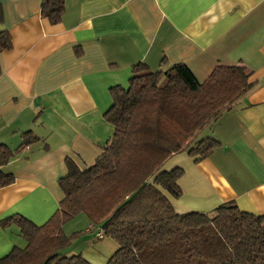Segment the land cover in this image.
<instances>
[{"label":"crops","instance_id":"obj_1","mask_svg":"<svg viewBox=\"0 0 264 264\" xmlns=\"http://www.w3.org/2000/svg\"><path fill=\"white\" fill-rule=\"evenodd\" d=\"M64 2L62 19L53 24L41 15L43 0H0V31L13 45L1 55L0 143L15 150L24 133L37 138L2 168L15 179L0 188V258L23 247L19 230L1 221L18 214L45 224L64 198L59 181L68 175L67 159L83 170L101 155L114 132L104 118L110 89L127 87L139 63L153 71L183 64L200 82L218 64L247 66L256 87L212 125L209 135L220 145L198 163L183 152L166 167L185 170L176 212L235 202L264 217V0ZM71 222L72 229L63 227L67 236L76 228L87 233L72 254L107 264L88 245L97 228L87 216Z\"/></svg>","mask_w":264,"mask_h":264},{"label":"trees","instance_id":"obj_2","mask_svg":"<svg viewBox=\"0 0 264 264\" xmlns=\"http://www.w3.org/2000/svg\"><path fill=\"white\" fill-rule=\"evenodd\" d=\"M64 11V0H43L41 15L50 23H59ZM12 46L10 34L0 31V77L1 55ZM250 77L242 63L218 64L203 82L183 64L166 71L134 65L128 86L110 89L113 103L104 118L113 136L86 169L67 159L68 175L59 181L64 198L54 215L40 226L18 214L1 221L5 229L16 227L26 245L0 264H92L82 254L62 253L83 235L63 231L80 214L118 244L107 264H264L263 216L235 202L176 212L185 170L166 167L183 152L195 163L210 157L220 143L210 133L197 138L256 87ZM22 137L15 150L0 143V188L15 179L2 168L37 141L31 132Z\"/></svg>","mask_w":264,"mask_h":264},{"label":"rangeland","instance_id":"obj_3","mask_svg":"<svg viewBox=\"0 0 264 264\" xmlns=\"http://www.w3.org/2000/svg\"><path fill=\"white\" fill-rule=\"evenodd\" d=\"M211 131H212V129H211ZM210 133V129L209 128H207L198 138H197V140L199 141V140H202L203 138H205V137H207L208 136V134ZM81 219V218H80ZM72 221V220H71ZM71 221H69L68 223H66L65 224V227L66 226H68L66 229L64 228V230L67 232V230H69V228L70 227H73L74 225H73V222H71ZM80 222H78V223H80V225H81V220H79ZM72 223V224H71ZM70 229H72V228H70ZM72 232H82V234L83 235H85V234H87L83 229H75V230H73ZM90 236H92L91 237V239L89 240V244L88 245H91L93 248H95V249H97V250H100V251H102L105 255H106V258L107 259H109L114 253H115V251L117 250V248H118V244L113 240V239H111V238H109V237H104V239H98L97 237H96V231H93L91 234H89ZM82 236V235H81ZM93 239H95V240H93ZM82 244V243H81ZM80 243H77V244H75L74 246H72L71 248L69 247V249H67V250H64L62 253L63 254H68V255H70V254H72V252L73 251H75V250H77L79 247H80V245H81ZM26 245V242H24L23 241V247ZM84 257V256H83Z\"/></svg>","mask_w":264,"mask_h":264},{"label":"built area","instance_id":"obj_4","mask_svg":"<svg viewBox=\"0 0 264 264\" xmlns=\"http://www.w3.org/2000/svg\"><path fill=\"white\" fill-rule=\"evenodd\" d=\"M104 231L100 228H97V231H96V236L98 239H104Z\"/></svg>","mask_w":264,"mask_h":264}]
</instances>
